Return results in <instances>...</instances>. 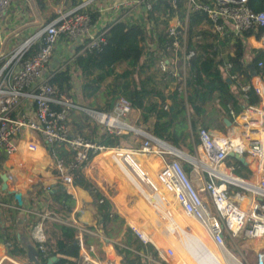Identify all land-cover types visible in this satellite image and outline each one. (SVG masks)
I'll return each instance as SVG.
<instances>
[{
	"label": "built area",
	"instance_id": "2783aa9c",
	"mask_svg": "<svg viewBox=\"0 0 264 264\" xmlns=\"http://www.w3.org/2000/svg\"><path fill=\"white\" fill-rule=\"evenodd\" d=\"M155 1L158 0H116L114 8L121 5L139 7L142 12H147ZM166 1L172 9L169 17L166 14L168 21L165 28L169 38L167 48L171 51L172 59L161 58L158 68L161 72L177 75L179 62L183 84L187 61L194 54L193 50L186 48V26L190 12L201 11L209 30L222 39H234L252 26H261L262 35L255 48H260L264 53V12L252 11L248 0ZM10 3L11 0H0V20ZM181 4L185 8L183 17L179 15ZM85 6L86 2L71 9L59 5L51 21L42 24L9 53H0V151L5 155V158H0V189L9 192L15 201V194L21 196L14 182L15 174L22 175L25 167L16 157L20 141L25 136L27 151H35L41 138L46 145H63L72 153L68 161L51 155L52 167L57 171L55 178L67 188L73 187L75 179L83 174L94 155L108 148L123 149L105 147L71 131L70 110H80L102 125L108 134L125 135L134 131L136 151L163 158L158 180L172 191L182 212L202 224L216 245L224 246L225 236L242 239L245 252L253 257L254 264H264V58L256 62L250 83L242 86L244 92L249 87L253 89L257 102L245 103L240 111L231 106L210 109L205 116L209 127L191 128L195 153L180 156L173 145L130 123L133 107L123 97H119L112 111L106 113L83 107L63 94L56 95L50 83L53 73H47L46 67L59 40L78 41L79 53L100 51L106 44L104 34L108 27L95 29ZM248 39H255V36L251 35ZM229 67L227 63L226 69ZM243 97L246 99L247 95ZM234 154L247 161V174L238 175L235 170L239 165H229ZM15 157L16 163L9 161ZM181 157L192 165V171L197 174L204 172L200 187L195 186L185 171ZM221 163L224 171L217 169ZM3 165H9L6 171L2 169ZM93 190L99 191L95 187ZM99 201H103V198ZM163 204L166 206L167 203ZM159 205L160 202L158 204L155 200L152 203L155 214L160 210ZM167 214L170 219L175 218ZM48 215V212L41 213V220ZM84 232L85 229L78 227L75 235L79 246L78 258H72V262L65 264H131L109 257L106 251L102 252V257L97 256L94 247L85 244ZM180 233L178 228L173 229L176 240ZM43 235L42 223L39 222L33 228L32 236L42 243ZM40 248L43 249L41 245ZM165 249L168 256L173 254L171 248ZM157 250L160 259L151 254L144 255L146 264H169ZM0 264L25 263L15 256L3 254L0 255Z\"/></svg>",
	"mask_w": 264,
	"mask_h": 264
},
{
	"label": "trees",
	"instance_id": "16d2710c",
	"mask_svg": "<svg viewBox=\"0 0 264 264\" xmlns=\"http://www.w3.org/2000/svg\"><path fill=\"white\" fill-rule=\"evenodd\" d=\"M36 1L43 11L47 4L43 0ZM51 1L57 4L61 0ZM79 3V0H72L71 5ZM248 6L254 12H264V0H248ZM88 13L95 24L100 13L96 10H88ZM166 14L168 17L172 14L168 1L158 0L145 15L128 14L105 25L108 29L104 34L106 44L102 50L79 53L80 47H77L76 53L63 66L56 67L57 71L50 77V83L57 96L63 94L73 97L79 105L100 112H111L117 99L125 98L133 108L140 110L139 127L193 155L195 147L191 128L209 127L205 116L210 109L231 106L240 111L245 103L257 102L253 89L249 87L244 92L242 86L250 83L256 62L264 58L263 51L252 47L248 40L251 35L259 40L263 28L252 26L234 39H222L209 30L201 11L190 12L186 26V48L193 50L194 54L187 61L183 84L179 62L176 66L177 75L161 72L158 68L161 58L172 59L171 51L167 48L169 38L165 34L168 21ZM179 15H185L182 4ZM55 16L56 12L52 11L45 23ZM152 44L154 48L150 49ZM227 63L230 64L229 69H226ZM73 77L78 79L76 85ZM244 94L247 95L246 99ZM155 98L167 100L168 107L165 110L158 109L152 102ZM70 115L71 131L105 147L124 148L131 141L132 131L125 135L108 134L102 125L85 112L70 110ZM48 149L65 161L72 157V153L63 145H48ZM96 161L102 167L113 163L112 157L105 153L99 155ZM182 165L189 174L192 165L187 160H183ZM237 165L239 168L235 172L238 175L248 173L246 165L241 162ZM85 186L92 196L98 228L106 237L116 240L112 245L123 263L146 264L144 255L147 254L160 259L151 242L143 241L132 229L123 230V221L111 209L109 202L104 199L100 202L101 196L89 182ZM45 198L49 200V216L68 219L75 199L63 183L59 182L46 193L36 186L28 200L34 204ZM30 221L31 227H34L40 218H31ZM22 227H14L12 233H1L0 230V244L5 246L9 255L27 257L30 264H47L53 256L57 260L52 264H65L72 262L71 258H78L77 229L74 226L45 217L42 222L45 240L42 243L28 239ZM91 238L87 234L83 235L85 243H89Z\"/></svg>",
	"mask_w": 264,
	"mask_h": 264
},
{
	"label": "crops",
	"instance_id": "0c3cea01",
	"mask_svg": "<svg viewBox=\"0 0 264 264\" xmlns=\"http://www.w3.org/2000/svg\"><path fill=\"white\" fill-rule=\"evenodd\" d=\"M64 1L61 0L57 4H52L51 0H43L47 6L42 11L40 3L36 0H11L9 7L6 9L0 20V53H9L17 43H20L22 40L33 34L42 24L45 23V19L49 17L51 12H55V9H57L59 5L65 9H71L73 7V5H71L72 1L68 5L63 4ZM85 2L86 10L88 9L87 6H92L93 11L96 10L100 13L99 19L95 23V29L104 27L115 21L118 17H127L128 14L138 16L144 13L139 7L129 8L121 5L119 8H114L116 0H104V2L98 4V6L95 5L96 2L93 0L91 2L89 0H83L80 1L79 4ZM61 40H65V46L61 44L59 45L58 42L55 50H63V54H66V50L72 47V45L74 46L75 53L77 47H80L78 41L69 42L66 39H60L59 41L61 42ZM9 44H11V49L8 48L9 50L4 51V47ZM56 66V60L50 59L46 67V72L55 73L57 71ZM158 103H160V105H158ZM158 103L154 104L160 110H165L169 105V102L165 99H159ZM139 118L140 110L133 108L130 113V123L135 127H139ZM26 142L27 137H22L19 152L16 154V157L24 163L25 167L22 175H19L18 173L15 174L16 180L14 182L15 187L21 194L23 202L22 205H19L17 200L15 201L14 198L9 195V192L0 189V205L10 206L17 210L16 216L13 218L11 217V221L8 225L4 224L0 214V230L1 233L4 231L12 233L14 232V227H20L23 225L22 231L27 238L34 239L32 236V230L35 226L31 227L32 222L30 219L37 220L40 218L41 213H49L47 210V203L49 200L45 198L44 201H37L34 204H30L28 200L29 194L36 186H40L44 193H46L47 191L52 190V188H55L59 182H62L55 178L57 171L52 167V156L56 155V153L50 152L48 145H46L41 138H39L38 147L35 151H27L25 149ZM135 142L136 137L133 143ZM123 149L124 150L114 149L110 154H107L112 157L113 163H109L104 167L96 161V158L106 152V150L96 154V156L94 155L95 157L93 156L94 158L92 157L93 159H90L89 164L82 172L83 174H80V176L75 179L73 187H66L67 192L75 199L74 208L69 214L68 219H55L61 223L72 225L76 229L78 227L85 229L86 232H84L83 235L87 234L89 238L92 237L91 240L97 239V243H93L90 240L89 243H85L86 245H92L96 254L97 251L100 253L106 251L109 257L119 260H121V257L116 255L112 245L116 240L106 237L98 228L96 222V210L92 205V196L85 186V183L89 182L92 187L98 189L99 191H97V194L109 202L111 209L117 213L123 221V230L125 228L132 229L135 232L137 231L139 235L140 232L137 229V225L134 224L131 218L141 217L147 222V216L151 213H153V216L156 218L160 215L159 213L161 211H159L158 214H155L152 208L154 200L157 203H161L163 201L167 202V197L168 202L170 201L169 198H171V196L174 198L171 190L166 188L163 189L158 184L157 174L162 167V157L156 156L148 159L144 155L133 152L131 149ZM16 157L10 158L9 161L16 163ZM0 158H5V155L2 152H0ZM8 167L9 165H3L2 169L6 171ZM112 184L117 185V192L109 196L107 188ZM153 195H155V197ZM133 199L135 200L134 205L129 206ZM161 199L163 201H161ZM174 208L178 209L179 207L171 206V211H174ZM48 217L53 219V217L49 215ZM39 222L42 223L43 220L40 218ZM191 232L197 237L201 236V244L207 246L209 249V254L198 264H208V261L213 257L220 259L224 264H229L225 258L224 252L219 251L217 246L208 240L203 232L200 234L196 233L197 226L195 224H192ZM17 237L19 238V233H17ZM34 240L37 241L36 239ZM43 240H45V235H43ZM154 246L157 249V246ZM242 246L246 251L244 242H242ZM21 247L24 248L26 246ZM241 250L243 251V249ZM242 251L239 253L243 256H247L246 252ZM3 254L8 253H6L5 246L0 244V255ZM97 256H99V254H97ZM15 257L19 259L18 256Z\"/></svg>",
	"mask_w": 264,
	"mask_h": 264
},
{
	"label": "rangeland",
	"instance_id": "374dc122",
	"mask_svg": "<svg viewBox=\"0 0 264 264\" xmlns=\"http://www.w3.org/2000/svg\"><path fill=\"white\" fill-rule=\"evenodd\" d=\"M64 1V0H63ZM72 0H66L63 2V4L65 5H68ZM79 1H83V0H79ZM90 2L92 0H89ZM95 1V5L98 6V4L104 2V0H93ZM88 9L87 10H93L92 6H87ZM93 7H96V6H93ZM146 12L143 13V15H145ZM138 14V13H137ZM24 40H22L20 43H22ZM250 42V45L252 47H257L258 46V41L255 40V39H250L249 40ZM20 43H17L15 46L19 45ZM59 45H64L65 46V40H61V42L59 41L58 43ZM11 49V44L9 45H6L4 47V51H7L9 49ZM14 48V47H13ZM154 48V44H152L150 46V49H153ZM67 53L66 54H63V50L62 51H54L51 58L50 59H55L56 60V67H59L63 64H65L66 61H68V59L74 55L75 53V50H74V46L72 45V47L68 48L67 50ZM73 80H74V84L76 85L77 84V78L73 77ZM172 85V84H171ZM72 93V91L70 92ZM66 96V95H65ZM73 98V97H71ZM158 98H155V99H152V102L157 104L158 103ZM133 134L130 138V143L129 144H126L124 146L125 149H131L133 152H136V153H139L138 151H136V148H135V145L133 143L136 135L134 133V131H132ZM139 140H141V138L139 137ZM112 150V149H110ZM140 154V153H139ZM142 155V154H141ZM146 158H153V157H156L158 155H144ZM181 162L183 163V158L181 157L180 158ZM239 163L238 160L236 159H232V161L230 162L229 165H232V166H236L237 164ZM244 165V164H243ZM189 176L191 177V179L193 180L194 184L196 187H200L202 182H203V179L205 177V174L204 172L203 173H199L197 174L195 171H191L189 173ZM117 185L116 184H112L110 187L107 188V192H108V195L111 196L113 194H115L117 192ZM134 202L135 200L133 199V201H131L130 205L129 206H133L134 205ZM177 205V204H176ZM35 207V206H33ZM176 207V206H175ZM36 208V207H35ZM174 210H176V208H174ZM17 211L15 208L13 207H10V206H6V205H0V212H1V219L2 221H4V224H9L10 221H11V217H15L16 216V213L15 212ZM176 217H178V214L176 211H174ZM183 213V212H182ZM123 214V213H122ZM184 214V213H183ZM185 215V214H184ZM187 216V215H185ZM188 217V216H187ZM189 220H191L192 224H195L197 227H199V230L201 232H203V234L206 236V238L208 240H210L213 244H215L212 239H211V236L209 234V232L207 231L206 228H204V226L202 224H200L198 221H196L195 219L191 218V217H188ZM131 220L134 222L135 225H140L142 223V225L146 228H148V230H151V227L147 224V222L141 218V217H138V218H131ZM130 220V221H131ZM141 220V221H140ZM131 221V223H132ZM141 222V223H140ZM187 230H189V227L187 228ZM154 235H153V239L152 240H145V241H148V242H151L153 243L154 245L157 246V248L159 249V251L161 252V257L164 259L165 262L169 263V264H174L175 262H177V260L180 258V253L178 252V250H176V248L174 247L173 244H171L169 241H168V238L165 236V235H162L164 233L162 232H153ZM30 237V236H29ZM167 238V239H166ZM91 242L93 243H97L96 239L94 240H91ZM205 242V241H203ZM173 245V247H172ZM216 245V244H215ZM224 247L237 259L239 260L242 264H253V257L251 255H249V253H247V256H243L241 253H239L240 251H242L241 249H243L242 252H244V248L242 246V239H231L229 238L228 236H225V239H224ZM165 248H171L173 250V254L171 256H168L166 254V249ZM165 249V250H164ZM159 252V254H160ZM164 252V253H163ZM97 254H99V256L102 257V253H100L99 251H97ZM19 257V260L23 261L25 264H30L29 262V259L27 257H23V256H18Z\"/></svg>",
	"mask_w": 264,
	"mask_h": 264
},
{
	"label": "bare ground",
	"instance_id": "6f19581e",
	"mask_svg": "<svg viewBox=\"0 0 264 264\" xmlns=\"http://www.w3.org/2000/svg\"><path fill=\"white\" fill-rule=\"evenodd\" d=\"M110 149L111 148L104 149L103 151L106 150V152L104 153L110 154L114 150V149L112 150ZM119 150H124V149H119ZM223 167L224 165L221 163L219 164L217 169H219L220 171H224ZM158 184L161 188L165 189L164 185H162V183L159 180H158ZM153 196L155 197V195ZM169 199H170L169 202H168V197H167V202L163 201L164 203H167L166 206L163 204V202L160 203L159 211L161 212L159 213L160 215H158V217L155 218L153 216V213L147 216L148 218L147 224L149 223L148 224L149 226L151 224L150 227L153 232L157 233L160 231L164 233L162 235H165L168 238V240H170L169 242L174 245L176 250H178V252L180 253L179 256L180 258L174 264H198L209 254V249L207 248V246L201 244V238H202L201 236L197 237L191 232L192 222L191 220L188 219L187 216H185L182 213V210L180 208L174 210L177 212L178 217H176L174 211H171V206H178V205H176L177 202L175 198H172L171 196V198ZM167 213H169L171 216H174L175 218L170 219ZM188 227L189 230H187ZM174 228H178L181 232L180 237L177 240L173 236ZM137 229L140 232V236L143 239H150V240L153 239L154 233L151 232V230H148V228L144 227L142 224L137 225ZM196 233L197 234L201 233L199 227H197ZM216 246L219 249V251L224 252L225 258L227 259L229 264H241L228 250H226V248L223 245H216ZM208 264H224V263H222L220 259L213 257L208 261Z\"/></svg>",
	"mask_w": 264,
	"mask_h": 264
},
{
	"label": "water",
	"instance_id": "95a60500",
	"mask_svg": "<svg viewBox=\"0 0 264 264\" xmlns=\"http://www.w3.org/2000/svg\"><path fill=\"white\" fill-rule=\"evenodd\" d=\"M175 151L177 152L178 155L180 156H187L185 153H183L181 150L177 149V148H174ZM233 158L238 160L239 162L243 163L244 165L247 164V161L244 159V157L240 156L239 154H234L233 155ZM15 198L17 200V203L19 205H22V198L19 194H15ZM57 260V257L56 256H53L51 257L48 261H47V264H52L53 262H55Z\"/></svg>",
	"mask_w": 264,
	"mask_h": 264
}]
</instances>
